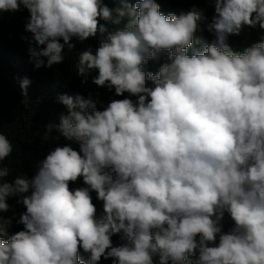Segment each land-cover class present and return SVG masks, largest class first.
<instances>
[{
    "label": "clouds",
    "instance_id": "9594fccd",
    "mask_svg": "<svg viewBox=\"0 0 264 264\" xmlns=\"http://www.w3.org/2000/svg\"><path fill=\"white\" fill-rule=\"evenodd\" d=\"M121 2L0 0V13L28 10L31 36L21 39L37 69L62 63L73 38L99 33L97 48L79 52L77 76L96 73L98 87L137 97L100 110L92 94L59 96L67 114L44 139L55 129L79 151L58 146L12 183L2 162L13 145L0 132V213L9 197L26 208L7 240L14 217L0 214V264H85L80 249L87 264H193L197 252L196 264H264V37L242 52L228 43L245 27L264 29V0H210V22L196 6L165 15L156 0ZM194 42L203 51L189 55ZM162 52L169 62L145 71ZM30 83L21 81L25 96ZM81 177L86 187L70 189ZM225 212L235 224L227 232ZM121 231L126 242L114 246Z\"/></svg>",
    "mask_w": 264,
    "mask_h": 264
},
{
    "label": "trees",
    "instance_id": "16d2710c",
    "mask_svg": "<svg viewBox=\"0 0 264 264\" xmlns=\"http://www.w3.org/2000/svg\"><path fill=\"white\" fill-rule=\"evenodd\" d=\"M109 8L115 9L122 7L121 0H102ZM134 4L137 0H128ZM160 4L161 13L167 15L169 12L179 14L181 10L187 11L191 7L196 6L204 10V13L211 21L215 15L214 4L210 0H156ZM30 18L27 9L21 7L16 12L0 13V132L5 134L13 145L12 154L3 161V166L10 169V174L4 178L6 182L12 183L18 175H24L31 178L37 172V164L39 161L58 146L70 144L74 150L79 151V142L73 140L68 141L60 135L55 129L50 133L47 140L44 139L45 126L48 124L58 125L60 123L61 114H67V109L62 105L58 97L61 95L74 96L81 94L88 97L92 94L94 99H99L98 109L102 110L112 99H123L125 97L137 100L135 96H129L125 93L123 96H116L114 89L109 91L92 83V73L86 82H82L84 77L77 76L76 63L80 51L86 50L89 46L93 49L97 48L100 43V34L80 42L73 38L75 49L71 52L67 47L64 49L65 60L51 68H36L30 61L28 53L29 44L21 39V36H31L25 32V24ZM101 24H105L110 31L116 27L107 22L100 20ZM202 35L207 43L213 42L215 39L212 33L204 31ZM264 37V29L248 28L241 32L239 36L230 35L228 43L235 51L242 52L246 47H250L253 43L259 42ZM61 43L63 41L61 40ZM43 47V46H42ZM203 51L200 44L193 45L187 49L189 55ZM167 52L160 54L159 60H149L144 66L145 71L158 72L159 67L169 62ZM27 77L30 85L27 88V96L21 88V81ZM147 86H152V82L148 81ZM70 189L86 187L82 177L75 182H70ZM23 195H31V189ZM93 203L96 205V218L101 219L103 213V202L96 198V193H91ZM18 197H9L7 203L10 210L6 213H0L5 217H14L11 227L8 229V235L4 237L8 239L12 234L23 230V225L16 223L19 215L26 211L22 204L17 203ZM15 214V215H14ZM225 232L232 229L235 224L230 214L225 212L221 221ZM124 233L121 231L112 236L114 246L125 243L122 239ZM199 253L190 256L189 259L196 264ZM80 257L87 261L89 254L80 249ZM158 259V257H156ZM98 264H112V259H104L103 257Z\"/></svg>",
    "mask_w": 264,
    "mask_h": 264
}]
</instances>
